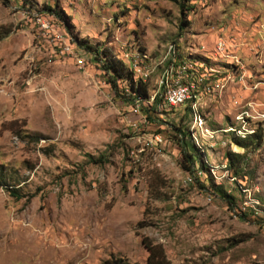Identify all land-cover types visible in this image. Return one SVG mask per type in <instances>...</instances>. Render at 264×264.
I'll return each instance as SVG.
<instances>
[{"label":"rangeland","instance_id":"obj_1","mask_svg":"<svg viewBox=\"0 0 264 264\" xmlns=\"http://www.w3.org/2000/svg\"><path fill=\"white\" fill-rule=\"evenodd\" d=\"M55 3L63 21L43 10ZM86 46L127 66L146 53L150 95L169 46L176 63L215 71L201 106L216 134L197 154L218 176L227 152L242 156L235 180L213 179L231 204L205 176L204 189L185 182L173 136L189 108L134 113ZM229 129L258 130L261 144L242 150ZM0 175V264L143 263L142 240L174 264H264V0H0Z\"/></svg>","mask_w":264,"mask_h":264},{"label":"built area","instance_id":"obj_2","mask_svg":"<svg viewBox=\"0 0 264 264\" xmlns=\"http://www.w3.org/2000/svg\"><path fill=\"white\" fill-rule=\"evenodd\" d=\"M36 21L41 29H49V22L45 21L43 18L36 17ZM227 44L228 42L225 40H218L215 45L216 53L224 54L227 50ZM173 47L174 46H169L167 52V54L173 59L172 63L164 66L160 74L156 77L155 88L152 90L149 100L143 101L139 97H136L132 104L133 112L140 113L142 107H148L156 100H158V110L161 107L172 110L181 106H187L191 117L189 128L190 138L193 140L194 145L200 151H203V143L205 141L213 140V135L216 133L205 126L201 101L206 97L212 96L213 93L219 89L220 80L217 78L214 70L207 69L197 61L184 59L176 63L174 58L175 47ZM141 53L136 54L135 58L130 59L127 63V67L132 72V79L134 82L141 81L143 83H148L152 79V72L155 68L152 67V65L147 64V60L149 59L148 55L143 52ZM62 55L76 58L72 45L64 41L63 36ZM76 61L78 65L83 66V59L76 58ZM153 62H156L155 67H158L159 65L164 64L165 61L160 60ZM229 132H233L241 138L253 133V131L246 129H244V131L239 129H229ZM153 140L161 142L159 135H155ZM220 168L222 169V175L218 176L217 172L219 167L208 164L209 174L214 180H218V182L223 178H228L230 181L235 180L230 174L228 175L229 171L227 164L221 165ZM201 176H205V174L196 169L194 176H186L185 182L192 183L194 177L200 179Z\"/></svg>","mask_w":264,"mask_h":264},{"label":"trees","instance_id":"obj_3","mask_svg":"<svg viewBox=\"0 0 264 264\" xmlns=\"http://www.w3.org/2000/svg\"><path fill=\"white\" fill-rule=\"evenodd\" d=\"M183 9V6H182ZM43 10L54 17L64 20L65 16L63 12L59 9V4L55 3L53 7L44 6ZM186 24L185 21L180 23L179 30H182L183 26ZM83 41H78L81 43ZM86 50H90L94 61L99 62L100 68L103 71L105 81L110 85L115 97L121 100L122 103L133 104L136 97H139L143 101L149 100L150 93L148 89V83H143L141 81L134 82L132 79V72L127 67L125 63L117 60L113 53L108 49H94L91 46H86ZM157 101L152 103L148 107H142L141 113L146 114V119L151 120L152 113H159L157 108ZM189 110V109H188ZM174 144L178 147L180 153V167L194 176L196 169L202 171L205 174V179L210 182V185L216 189L218 193L226 197V201L231 204L233 198L227 195L223 187L214 185V180L209 174L208 164L202 158L201 153L199 155L197 152L200 150L191 141L189 135V129L184 131L181 128L175 129L173 136ZM261 132L258 130L254 131L252 134L246 135L244 138L234 137L232 138V143L242 149L246 150L249 147L257 148L261 144ZM201 156V157H200ZM227 161V167L233 169L236 164L242 159V156L237 153L227 152L225 154ZM102 163L103 161H99ZM97 163V162H96ZM239 169L236 167V170ZM155 179V177H154ZM157 180V179H156ZM160 181V179H158ZM198 186L203 187V182L201 179L194 177ZM161 182V181H160ZM2 186L1 175H0V187ZM9 195L15 199H20L21 195L15 189H10ZM142 244L148 252V256L143 263L139 262H129L125 258L119 256H110L109 258L103 260L101 264H174L165 255L163 248L160 245H154L151 242H146L142 240Z\"/></svg>","mask_w":264,"mask_h":264}]
</instances>
